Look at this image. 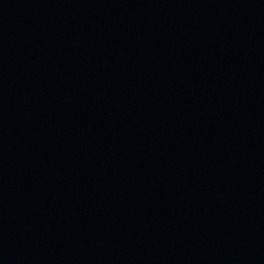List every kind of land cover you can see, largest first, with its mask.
I'll return each instance as SVG.
<instances>
[{"label": "water", "instance_id": "obj_1", "mask_svg": "<svg viewBox=\"0 0 264 264\" xmlns=\"http://www.w3.org/2000/svg\"><path fill=\"white\" fill-rule=\"evenodd\" d=\"M0 264H264V0H0Z\"/></svg>", "mask_w": 264, "mask_h": 264}]
</instances>
